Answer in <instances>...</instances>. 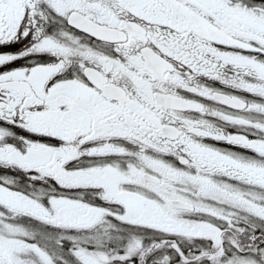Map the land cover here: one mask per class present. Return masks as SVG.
<instances>
[{"label": "snow or ice", "instance_id": "snow-or-ice-1", "mask_svg": "<svg viewBox=\"0 0 264 264\" xmlns=\"http://www.w3.org/2000/svg\"><path fill=\"white\" fill-rule=\"evenodd\" d=\"M0 264H264V0H0Z\"/></svg>", "mask_w": 264, "mask_h": 264}]
</instances>
